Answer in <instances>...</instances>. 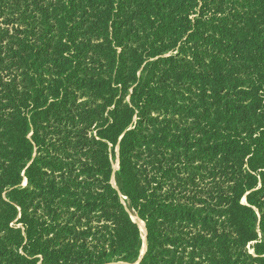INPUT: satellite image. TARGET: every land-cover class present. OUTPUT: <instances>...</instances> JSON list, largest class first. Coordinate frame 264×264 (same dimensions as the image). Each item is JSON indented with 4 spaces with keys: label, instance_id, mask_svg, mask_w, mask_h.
<instances>
[{
    "label": "trees",
    "instance_id": "obj_1",
    "mask_svg": "<svg viewBox=\"0 0 264 264\" xmlns=\"http://www.w3.org/2000/svg\"><path fill=\"white\" fill-rule=\"evenodd\" d=\"M112 261L264 264V0H0V264Z\"/></svg>",
    "mask_w": 264,
    "mask_h": 264
},
{
    "label": "rangeland",
    "instance_id": "obj_2",
    "mask_svg": "<svg viewBox=\"0 0 264 264\" xmlns=\"http://www.w3.org/2000/svg\"><path fill=\"white\" fill-rule=\"evenodd\" d=\"M117 161H113V170L114 173L115 171H117ZM111 183L113 186H115V177H112ZM245 202V200L243 199V203ZM122 203L124 205L125 210L128 212L131 220L137 225L139 232H140V237H141V247L139 250V258H138V262L142 259V257L145 255L146 252V230H145V224L144 222H142L134 213L133 211L130 209L129 205L127 204V202L125 201V199H122ZM109 264H116L113 261L110 262Z\"/></svg>",
    "mask_w": 264,
    "mask_h": 264
}]
</instances>
